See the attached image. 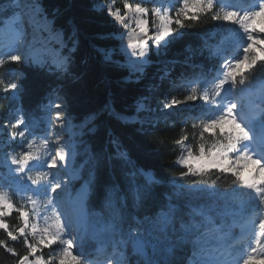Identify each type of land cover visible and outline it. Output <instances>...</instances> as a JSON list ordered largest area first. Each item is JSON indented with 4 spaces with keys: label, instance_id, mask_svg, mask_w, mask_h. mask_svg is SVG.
<instances>
[{
    "label": "snow or ice",
    "instance_id": "obj_1",
    "mask_svg": "<svg viewBox=\"0 0 264 264\" xmlns=\"http://www.w3.org/2000/svg\"><path fill=\"white\" fill-rule=\"evenodd\" d=\"M145 2L147 0L125 3L123 10L115 7L113 2L88 4L124 29L122 33L102 34L100 38L123 41L127 36L129 43L96 48V51L106 64L127 69L123 79L129 84L141 85L147 77V68L153 63H161L153 61L152 56L159 57L162 49L166 55L168 46L182 39L187 31L200 26L203 18L235 25L239 29L240 48L236 55L210 51L208 61L214 60L215 64H206L204 60L197 63L191 46H186L190 55L182 62H163L165 66L143 84L144 91L137 96L131 112L113 113L123 125L135 127L140 135L147 137L161 122L157 113L162 115L198 100L207 106L210 115L199 124L198 151L187 143V134L176 141L185 146L186 154L175 163L186 169L180 175L191 178L192 183L174 184L172 190L166 192L156 191L155 185L161 181L139 165L132 155V148L112 132L108 135L111 150L101 147L95 153L89 151L84 162L76 167L77 152L61 133L70 123L69 85L80 79L79 66L87 67L89 61V53L81 50L79 29L68 21L70 29L65 39L63 27H56L59 9H54L49 18L40 0H11L4 5L14 9L10 18L14 22L12 47L15 50L6 59L0 57V68L16 65L7 83L0 79L4 95L7 97L8 93H19L23 89L27 73L21 66H36L55 77L41 103L43 109L50 108L54 112L48 126L43 130L31 129L22 114L14 124L7 125L14 129L9 133L11 139H19L22 145V150L9 154L8 159L20 179L29 181L35 189L21 206L0 191V230L7 235V240L0 239V247L11 254L15 264H87L83 241L90 230L95 232L97 229L108 232L112 238L113 252L107 264H220L217 253L222 225L217 218L225 214L224 209L217 207L213 199L216 181L209 186L206 180L197 179L213 174L231 176L236 189L250 193L264 209V144L257 146L255 136L257 125L264 130V109L249 115L235 99L237 93L264 74V0H256L243 10L223 8L221 0H168L167 7L161 5L151 10L142 6ZM150 13L154 17L151 29L147 18ZM37 18L41 21L40 30L48 32L60 46L57 58L50 63L29 51L32 46L29 30L37 27ZM125 55L127 59L123 62L117 58ZM177 64L181 65L178 73ZM3 75L0 72V76ZM190 76L198 77L193 83L201 86L185 89L183 99H180L173 93L183 89L182 82ZM145 93H160L161 98L153 106L147 103L150 95ZM78 127L82 137L93 133L95 119L90 118ZM29 136L31 140L27 139ZM37 137L40 142L34 147ZM206 137L212 141L210 145L206 143ZM85 165L89 166L86 178L80 175V169ZM249 165L254 171L250 177H245L242 169ZM105 169L113 182L117 169L126 181L119 207L112 199L115 189L103 176ZM139 177H144L143 183L138 181ZM74 181L82 183L76 187ZM128 194L132 198L131 213L128 211ZM152 205H155V211L148 210ZM105 208L113 210L107 221L102 218ZM140 210H144V214L137 218L136 213ZM13 213L19 220L16 228L7 222ZM129 214L130 223L127 222ZM37 218L43 219V226L38 224ZM9 241H22L26 253L19 254ZM45 248L51 249L47 259L39 254ZM248 249L240 264H264V218L260 219Z\"/></svg>",
    "mask_w": 264,
    "mask_h": 264
},
{
    "label": "trees",
    "instance_id": "obj_2",
    "mask_svg": "<svg viewBox=\"0 0 264 264\" xmlns=\"http://www.w3.org/2000/svg\"><path fill=\"white\" fill-rule=\"evenodd\" d=\"M102 0H40L41 5L47 9L49 18L54 9H59L58 23L56 27H63L65 33V39L67 37L70 25L68 21H72L79 29V39L82 51L89 53V61L87 67L83 65L79 66V70L82 73L80 79L74 81L69 85V105L68 112L75 125L76 133V165L79 167L87 158V152H97L101 147L108 148V135L109 132L119 135L122 138V142L132 148V155L137 160L138 164L149 170L157 180L161 181L155 185L157 192L171 191L173 185H188L192 183L191 178L181 177V172L186 171L183 166H178L175 161L182 152L183 145H178L177 140L182 135L187 134L189 141L194 150L198 151L199 144V124L201 120L210 115L206 111L205 105L201 101L189 102L195 107L189 105H181L173 111H169L164 114L157 115L160 117V123L155 130L149 132L147 137L140 135L135 127L123 125L113 113H129L132 111L137 96L144 91L143 84H147L153 75L158 72V69H162L165 64L163 62L178 60L184 61L186 57L190 55L189 51H186V46H191V52L196 54V62L199 63L204 60L206 64H215V61H208L209 52H214V48L217 45L220 37L227 33L231 24L211 22L207 18L202 19L200 26L192 28L187 31L182 39L172 42L166 49L167 54H161L159 57L152 56L153 61H159L161 63H153L147 68V77L141 85L126 83L123 79L127 75V69L116 68L109 64H106L100 53L96 51V48H110L118 47L122 40L117 39H101L102 34L108 33H122L123 28L115 24L110 18H108L102 12L94 11L88 7L89 3L100 4ZM11 2V0H0V28L5 23L6 19L13 15L14 9L4 7ZM126 2L137 3L141 0H116L118 7L123 9V5ZM153 0H147L143 3L146 7L151 9L154 6ZM151 20L153 16L151 15ZM56 46L60 48L59 44ZM66 53V49L63 50ZM2 52V50H1ZM203 53V56L200 53ZM4 54V53H1ZM7 57V56H6ZM6 57H3L6 59ZM123 62L126 56H118ZM170 67L171 65L168 64ZM22 70L27 73V79L23 81V89L19 93H8L7 97L3 93V85H0V126L5 123L8 113L12 112V118L15 121L17 114H22L27 125L31 129L41 130L46 125V120L54 115L52 109H43L41 103L44 100L45 93L48 91V85L55 81L54 76H50L46 71L39 67L21 66ZM16 68V65H5L0 68V72L4 75L0 76V79H4L5 83L12 73V70ZM181 70V65L177 64L176 73ZM176 73H173L175 76ZM198 79L196 76H190L187 81H183V89H178L173 94L178 98L183 99L185 89L190 87H200L201 85L193 83ZM264 81V74L257 77L256 82ZM150 99L147 102L150 105H155L161 98L160 93L148 94ZM199 94V93H198ZM188 103V104H189ZM94 114V116H93ZM90 118L95 119V131L88 135L81 136V129L78 127L82 122L88 121ZM186 121V123H185ZM196 126L193 128V126ZM14 130V129H13ZM7 135V133H6ZM195 136V140H193ZM81 139L84 143H80ZM207 144H211V140L205 138ZM16 147H22L19 139L14 142ZM158 149V150H156ZM3 168L0 167V170ZM89 172V166L85 165L81 169V176L87 177ZM115 181H112V177L108 175L107 169L103 171V176L107 180L110 186L115 191L113 192L112 199L119 207L120 196L125 194L126 181L121 175L119 169L115 172ZM206 180L209 186H212V182L216 181V206L225 210L233 203V198H237L243 195L242 190H237L233 185V178L218 177V175H209L203 178H197ZM138 181L143 183L144 177H139ZM82 181H76L75 186L79 187ZM10 199L17 205H25L22 201H19L17 196L13 193L10 195ZM194 203H199L195 201ZM212 201H209L211 204ZM128 211L132 212V198L128 194L127 199ZM28 207V206H27ZM29 208V207H28ZM99 210V209H98ZM149 211H155V205H152ZM112 209L105 208L102 212L103 220L107 221L112 216ZM144 210H140L136 213L137 218L142 217ZM218 222L230 221V216L226 213L217 218ZM7 222L10 227L16 228L19 225L17 214L7 218ZM127 222H131V214L127 216ZM0 239L7 240V235L3 230H0ZM111 240L110 234L106 231H100L97 229L95 232L89 231L86 235L85 246L94 247L98 241ZM10 246L14 247L16 251L23 255L26 253L25 246L21 242H11ZM51 249H44L42 255L45 259L48 258ZM130 251V250H129ZM88 257L87 264H93L97 261V258L93 255L85 253ZM0 264H15V259L11 254L6 253L3 247H0Z\"/></svg>",
    "mask_w": 264,
    "mask_h": 264
},
{
    "label": "rangeland",
    "instance_id": "obj_3",
    "mask_svg": "<svg viewBox=\"0 0 264 264\" xmlns=\"http://www.w3.org/2000/svg\"><path fill=\"white\" fill-rule=\"evenodd\" d=\"M153 1L155 3L151 9H154L156 7H160L161 5H163L165 7L168 6V0H153ZM239 1H242V0H221V3H223L224 8H236L237 10L245 9V8L238 6L237 2H239ZM110 2H113L115 4V7H118L116 0H102L100 2V4H106V3H110ZM126 3H132V2H126ZM241 4H245V3L242 2ZM142 6H145V5H142ZM118 8H120V7H118ZM12 16H10V17H12ZM150 16H151V13L147 17L149 20L151 19ZM10 17H8L6 19L5 28L0 30V32H5V31L7 32V31L14 29V22H13V19H11ZM153 19H154V17H153ZM40 25H41L40 18H37V27L29 30V41L32 43L31 49L29 51H31V53L33 55L43 58L46 63H50L53 59L57 58V52L60 51V48L56 46L57 42H56L55 38L52 36H49L48 32L44 31L45 32L44 33L45 36H44L42 34V32L39 31ZM133 26H134V24H133ZM149 27H150V24H149ZM237 28H238V26H237ZM150 29H151V27H150ZM11 35L12 34H10V36ZM11 37L13 38V35ZM11 37L8 41H7V39L6 40L0 39V42H2V41L4 42V44L0 46V49H2V52L0 50V57H2V58L6 57L8 54L12 53L15 50L12 47V38ZM238 37H239V33L238 34H231V35H229V37L225 38L224 42H222L221 45L226 50L222 51L221 53L222 54L230 53L232 55H236L237 51L232 53V49H234V47L237 46L238 43H236L235 39ZM10 42H11V44H10ZM122 42L123 43H129L130 41L128 40L127 36H124ZM164 51H165L164 49L161 50L162 54L164 53ZM129 52H130V49H129ZM1 53H4V54H1ZM126 59H127V56H126ZM238 95H239V93H237L235 96L236 100H237ZM247 102H250V99L247 100ZM237 103H238V100H237ZM0 111H1V109H0ZM171 111H173V109ZM10 113L11 112H9L8 117L10 116ZM11 117H10V119L7 118L5 123L0 126V149L8 143L11 144L12 142H14L9 135V133L11 131H13V129L7 127V125L9 123H12V124L15 123V121ZM18 117H19V114H17V118ZM49 119H50V117L46 120V125L43 126V129H45L48 126ZM69 120H70V123H69L68 127L63 129L61 134L64 136L65 139L69 140L74 146L75 145L74 139L76 137L75 136L76 135L75 128H74L75 125H74L71 117H69ZM43 129H41V130H43ZM6 133H7V136H6ZM2 139H5V141L4 142L1 141ZM27 139L31 140L32 137L29 136V137H27ZM39 142H40L39 137H37L35 139V142H34V147L38 146ZM14 148H15V150H14L15 153H19L22 150V147L19 148V147L14 146ZM9 154H11V153H9ZM9 154L8 155L4 154L5 156H2V160H0V167L3 168L2 170H0V191L4 192L5 195H7L9 198H10L11 193H13L15 196H17L19 201H22L24 204H26L27 196L31 195L32 191H35V189L30 184L29 181L21 180L20 177L17 175V173H15V171H14L15 166L11 165V162L8 159ZM183 154H186L185 146H184L183 151L180 154V156ZM242 174L244 175L243 169H242ZM252 200L254 201L253 196H252ZM254 204L255 205H253L251 207L250 212H251V214H253V211H256L255 214H253V215L254 216L256 215V219L258 220V224H259L260 219L264 218V209H262L255 201H254ZM28 206L30 209L31 205H28ZM244 206H245V202L241 201V203H240V205L236 211L239 212L241 210V208H243ZM37 222L40 226H43V219L42 218H37ZM235 225H236V222H235ZM230 233L231 232L229 230V227L222 225L221 231L219 233L220 239H219V249H218V253H217V259L221 262V264H240L241 257L246 253V252H244V254H243V250L246 249L248 251L249 249L246 247L245 248L241 247V245L237 244V242H236V246H234V244H235L234 243V244H232V248H231L229 246L230 243L229 242L226 243V240L228 238H231ZM98 250H100V249H98ZM43 252H44V249H42L41 253H39V254H42ZM97 264H104V263H97Z\"/></svg>",
    "mask_w": 264,
    "mask_h": 264
},
{
    "label": "bare ground",
    "instance_id": "obj_4",
    "mask_svg": "<svg viewBox=\"0 0 264 264\" xmlns=\"http://www.w3.org/2000/svg\"><path fill=\"white\" fill-rule=\"evenodd\" d=\"M242 2H244L245 4L248 2V0H242V1H239L238 3L239 4H241ZM12 16V15H11ZM2 27H5V23L2 25ZM1 27V28H2ZM0 30H2V29H0ZM6 32V31H5ZM5 32H0V39L2 40V39H7V41L10 39V37L12 36H10V34H6ZM12 38V37H11ZM13 39V38H12ZM4 44V42L2 41V42H0V46L1 45H3ZM4 47V46H3ZM0 50H2V49H0ZM85 239H86V236H85V238H84V242H83V244H86L85 243ZM100 249H102V248H100ZM102 250H105L104 248L102 249Z\"/></svg>",
    "mask_w": 264,
    "mask_h": 264
}]
</instances>
